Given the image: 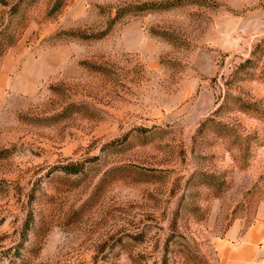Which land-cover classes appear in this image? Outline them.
Segmentation results:
<instances>
[{"label":"rangeland","instance_id":"374dc122","mask_svg":"<svg viewBox=\"0 0 264 264\" xmlns=\"http://www.w3.org/2000/svg\"><path fill=\"white\" fill-rule=\"evenodd\" d=\"M256 225L264 0H0V264H226Z\"/></svg>","mask_w":264,"mask_h":264},{"label":"crops","instance_id":"0c3cea01","mask_svg":"<svg viewBox=\"0 0 264 264\" xmlns=\"http://www.w3.org/2000/svg\"><path fill=\"white\" fill-rule=\"evenodd\" d=\"M227 238L237 239V232L230 230ZM263 241L264 226L256 225L239 237L236 243H222L221 255L226 264H264V249L260 247Z\"/></svg>","mask_w":264,"mask_h":264}]
</instances>
